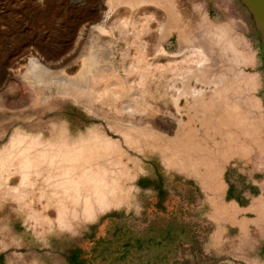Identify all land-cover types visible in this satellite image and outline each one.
I'll return each instance as SVG.
<instances>
[{"label":"bare ground","instance_id":"1","mask_svg":"<svg viewBox=\"0 0 264 264\" xmlns=\"http://www.w3.org/2000/svg\"><path fill=\"white\" fill-rule=\"evenodd\" d=\"M226 2L229 6L231 0ZM181 5L182 0H105L104 6L108 12L102 14L99 11L101 3L94 8L102 16L89 27L88 31L94 35L77 75L69 76L61 61L42 63L38 58H30L23 73L17 71L26 93L25 102L31 101L35 105L38 102L71 99L95 110L108 128L122 137L121 140L109 136L105 128L99 125H91L84 134L73 137L66 124H49L47 121V126L43 122L44 130L51 133L48 139L40 133H27L17 128L0 151V170L7 174L8 183L3 185V192L12 201V215L15 216V212L20 214L19 220L24 231H29L35 238H41L50 234L54 228L75 230L81 220H92L101 211L129 203L136 192L132 186L136 174L130 168L139 164L135 156L129 155L123 143L138 152L147 148L159 151L166 168L179 171L189 168L193 171L205 191L209 189L208 198L217 215L226 213L231 207H235L233 214L241 211L240 208L236 211L234 202L220 204L223 198L218 190L222 191L225 186L224 166L217 164L218 159L211 157L215 142L214 145H207L205 138L195 139L196 136L192 135L197 129H183L180 99H185L184 110L188 121L197 118L202 127H212L211 130L222 134L227 140L230 155L249 154L250 148L236 143L238 141H235L229 127H236L247 136L257 133L259 126L264 127V113L259 116L260 119L255 120L257 128H251L256 122L251 120L252 115L245 108L248 92L262 87L261 75L246 72L240 67L256 65L257 52L247 35V26L241 15H229L227 22L216 23L211 21L204 2H195L192 5L199 16V22L197 20L198 26H194L191 25L193 21L189 23L183 18ZM121 7L131 12L143 10V20L162 18L158 32H152V25L148 21L146 25H139L133 17L121 22L112 20L108 28L110 13ZM156 7L161 13H158ZM116 28L118 38L127 44V47L122 48L124 57L121 64H116L113 58L104 59L106 56L99 51V43L107 51L108 46L111 51L115 49L111 36V33H115L110 30ZM174 31L181 62L192 65L188 66L189 74L183 75L178 85L171 82L164 88H175L172 96L175 121L167 117L149 120L145 116L153 105L150 94L155 90L156 55L158 52H166L160 43L154 46L153 39L164 40ZM85 32L83 27L78 39H82ZM101 35L110 37L102 43L98 41ZM107 51L106 54L111 53ZM218 56L225 62V66L219 73H210L211 64ZM56 65L57 69H49V66ZM181 67V64L177 66L178 69ZM9 75V72L4 73L1 90ZM215 117L219 121H215ZM210 137L207 134L206 138ZM256 142L258 147L264 146L262 142ZM262 152L259 155L255 153L257 157L254 163L264 168ZM251 201L252 204L245 210L255 211L256 217L249 221L263 227L264 195L260 194Z\"/></svg>","mask_w":264,"mask_h":264},{"label":"rangeland","instance_id":"2","mask_svg":"<svg viewBox=\"0 0 264 264\" xmlns=\"http://www.w3.org/2000/svg\"><path fill=\"white\" fill-rule=\"evenodd\" d=\"M201 1L204 2L211 21L224 23L228 21L229 15L235 17L241 15L247 26V35L257 52V63L240 67L246 72H257L258 76L261 75L262 87L250 90L245 97V108L250 111L251 120H258L264 113V102L261 97L264 96V47L252 15L240 0H231L229 6L226 5L227 0H182L180 11L183 18L190 21L189 23L195 22L191 25L198 26L199 22V16L192 4ZM99 3H101L99 11H102V14L108 12L107 7L104 6L105 0H0V84H3L4 73H10L5 80L4 89H0V151L7 145L11 134L17 128L27 133H40L46 139L50 138L51 133L43 127L49 126L48 123L51 122L66 124L70 136L73 137L84 134L91 125H99L105 128L109 136L122 140L121 136L108 128L105 120L95 110L88 109L71 99L38 102L35 103L36 106L31 101L25 102L26 93L17 74V71L23 73L27 69L30 58H38L42 63L61 61L62 67L66 68L69 76L77 75L82 68L84 54L91 37L94 35L92 31H88L89 27L97 23L102 16L97 9H94ZM159 11L160 9L158 13ZM144 14L141 9L131 12L128 8L121 7L118 11L110 13L108 28L112 20L128 21L130 17L135 18L137 24L146 25L148 20H143ZM161 21L162 18L148 21V24L152 25L153 33L158 32ZM83 27L86 31L85 35L82 39H78ZM195 29L199 32L197 27ZM110 31L116 34L111 33L115 49L111 51L108 46L107 51L99 43V51L104 57L106 56L104 59L113 58L116 64H121L124 57L121 53L122 48L127 47V44L125 40L118 38V28ZM108 36L101 35L98 41L104 43L103 41L110 37ZM176 38L174 31L164 40L153 39L154 46L160 43L166 52H158L156 55L157 68L155 85H153L155 90L150 94L153 105L145 116L149 120L167 117L175 121L174 97H172L175 88H164L171 82L178 85L183 75L189 74L188 66L192 65L181 62ZM105 50L111 53L106 54ZM222 61L219 56L216 57L209 72L219 73L225 66V62ZM179 64L182 66L180 69L177 68ZM57 68V65L49 66L51 70ZM206 91L209 94L207 87ZM184 100V98L180 99L183 129L188 130L189 127L197 129L198 131L192 135L196 136L195 139L205 138L207 145H214L215 142L211 157L218 159L216 163L224 166L226 182L224 189L218 190L224 198L220 204L228 205L234 200L238 208H249L253 198L260 194L264 195L262 186L264 168L254 163L257 155L264 151V146L258 147L256 142L260 141L264 144V127L259 126L257 133H252L250 136L243 134L236 127H229L235 141H238L236 143L248 146L251 150L249 154L232 156L228 153L229 146L222 134L211 130L212 127L209 129L207 126L202 127L197 118L188 121ZM214 120L219 121L218 117ZM43 122L47 124L44 125ZM255 122L251 128H257L258 123ZM217 124L220 125L219 122ZM204 130L212 137L207 139ZM123 147L130 156H135V161L139 164L133 166V169L130 168L132 173L136 174L132 180L136 192L129 203L101 211L92 220H81L75 230L54 228L50 234L41 238H35L29 231H24L20 223V214L14 211L16 215L11 216L13 210L10 206V217L2 214L5 218L0 219V226L9 227L10 218H13L14 233L4 229L0 231V241L6 238L8 243L4 248L0 244V264H29L31 261H36L38 264H154L159 261V255L163 252L172 254L171 264H184L183 248L187 247L184 245L190 240L194 241L193 245L201 253L197 264H264V237L253 244L243 241V232L237 225L211 218L209 189L205 191L193 171L189 168L184 171L166 168L157 150L147 148L143 152H138L124 143ZM232 147L234 146L230 148ZM6 176V171L0 170V188L2 187L3 191V184L8 183ZM7 196L9 195L3 197ZM11 203V200L4 203L0 201V208L4 204L11 205ZM233 208L229 210L232 211ZM254 212L248 210L244 213L250 217L248 219H252L256 217ZM217 223L222 224L223 228L216 238ZM259 227L262 226L251 222L249 234L251 236L257 234ZM261 231L264 235V225ZM212 232H214L215 245H212L208 239ZM10 256L13 257L12 263ZM164 262L167 260L165 259ZM159 264L164 263L161 260Z\"/></svg>","mask_w":264,"mask_h":264},{"label":"crops","instance_id":"3","mask_svg":"<svg viewBox=\"0 0 264 264\" xmlns=\"http://www.w3.org/2000/svg\"><path fill=\"white\" fill-rule=\"evenodd\" d=\"M261 96V95H260ZM262 99H263V102H264V96H261ZM225 180V178H224ZM226 182V181H225ZM7 184V183H6ZM6 184H3V185H6ZM0 201L1 202H8L10 201V196H7L6 198H4L3 196H5L2 192H3V188L1 187L0 188ZM224 199V198H223ZM210 202V201H209ZM231 202H234L236 204V202L233 200ZM230 202V203H231ZM10 203V202H9ZM211 207H212V213L210 214V217L213 218L215 221H223V222H229L233 225H237L239 227V229L243 232V236H242V240L243 241H246V242H252V244L256 241V240H260L261 238L264 237V235L261 233V228L259 227V232L257 234H254L253 236H251L248 232V229H249V225H251V222L249 221L250 217L247 216V214H245L244 212H247L248 210H245L247 208H242L241 211L239 210V208L237 207L236 211L239 210L240 213H235L233 214L235 211H234V208L232 211H230L229 209L227 211H229L230 213L229 214H225V213H221V214H216V209H214L213 205L210 203ZM1 212H0V219H4L5 217L2 216V214L6 215V216H9L10 217V204L8 205H5L3 207L0 208ZM238 211V212H239ZM232 212V213H231ZM215 214V215H214ZM235 215V216H234ZM13 216V215H11ZM97 217V216H96ZM95 217V218H96ZM244 218V219H243ZM11 219V224L9 227L7 226H0V231L1 230H7L11 233H14V229L12 227V223H14V220L13 218H10ZM245 219H248V220H245ZM245 221V222H244ZM241 222H243V225H241ZM221 228H223V225H216V231H215V237H219L220 235V231H221ZM215 230V229H214ZM214 232H212L211 234H209V238L210 239V243L212 245H215V238H214ZM191 237V234L189 235V238ZM247 239H246V238ZM6 239V238H5ZM5 239H2L0 241V244H1V247L4 248L8 245L7 241ZM194 241L190 240L188 243H186L184 246H187V247H184L183 249V255L182 257L184 258L183 259V263L184 264H197L199 259H200V256H201V253H199V249L196 248L194 245H193ZM166 256V258H165ZM11 257V256H10ZM171 257H172V254L170 255L169 253H166V252H163L159 255V261L157 260L156 263L154 264H159V262L162 260V263L164 264H171ZM165 259L167 260V262H164ZM13 261V257H11L10 259V262L12 263ZM259 261L261 259H258ZM29 264H38L36 261H31Z\"/></svg>","mask_w":264,"mask_h":264},{"label":"water","instance_id":"4","mask_svg":"<svg viewBox=\"0 0 264 264\" xmlns=\"http://www.w3.org/2000/svg\"><path fill=\"white\" fill-rule=\"evenodd\" d=\"M252 15L256 28L262 33L261 42L264 47V0H240Z\"/></svg>","mask_w":264,"mask_h":264}]
</instances>
